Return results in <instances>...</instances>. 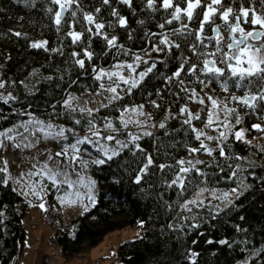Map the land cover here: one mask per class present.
<instances>
[{"label":"trees","instance_id":"obj_1","mask_svg":"<svg viewBox=\"0 0 264 264\" xmlns=\"http://www.w3.org/2000/svg\"><path fill=\"white\" fill-rule=\"evenodd\" d=\"M80 3L83 12L77 11L79 23L75 24L74 30L81 32L86 27H93L94 32V26L83 20L84 12L92 13L98 22L106 25L103 31L109 38L116 36L117 44L123 48H109L101 37L89 36L87 32H84L82 42L73 44L67 35L72 21L66 17L67 22L58 31L54 23L58 6L49 0H38L34 8L25 7L16 0H0V65H3L0 81L5 83L0 94L16 97L8 103L0 100V116L56 118L64 125L85 132L89 120L99 129L111 121L119 131L110 134L122 142H129V147L112 160L104 159L103 165L89 162L98 188L97 202L92 209L69 221H64L58 210V197L65 191V185L54 186L44 178L40 182L43 195L38 198L25 193L8 179L5 172H0V181H7L0 183V264H21L19 259L25 248L23 221L32 205L38 206L42 222L53 232L49 243H54L68 260L90 251L110 233L140 228L139 236L118 247L116 261L120 264H192V253H197L195 264H264V251H260L264 248V131L253 129L255 124L264 128V106L252 110L231 101L232 93L242 96L247 90L235 89L230 82V91L225 92L213 81L219 99L227 100L231 106H240L237 111L242 123L233 131L244 130L253 141L237 140L234 132H230L226 139L218 141V147L208 161L183 174V189L177 185L169 187L180 167L177 161L189 149L199 146L192 126L172 116L165 128L158 127L152 136H144L136 142L144 150L141 152L122 131L121 116L124 109L140 105H160V109L169 108L173 114L183 107L189 90H198L196 83L199 80L186 74L189 66L197 63L189 51L191 38L170 35L171 41L180 44V48L173 47L170 52L159 43L161 33L170 34L172 29L181 27L176 21L165 24L164 29L158 27L170 18L171 11L160 7L161 0H157V11L148 9L146 0H132L131 7L119 0H110L109 5H104L102 0H80ZM242 3L245 8L254 7L258 13H264L261 0H242ZM224 5L238 10L241 0L235 4L232 0H224ZM180 6H186L183 0H180ZM48 7L53 8V13L46 11ZM96 8H100L99 13L95 12ZM113 9L127 19V27L118 26L117 18L111 15ZM201 18L202 14L199 20ZM141 20L143 24L139 23ZM195 21L189 24L192 30ZM110 22L113 26L107 27ZM243 26L246 30L252 29L248 24ZM16 32L21 36H16ZM205 34L211 36V29ZM45 40L48 51L30 46ZM209 44L213 50L214 41ZM155 47L162 50L154 51ZM85 49L93 53L91 60L84 56ZM73 52L79 55L74 57ZM148 53L151 56L141 71L153 63L156 67L130 94L126 89L120 96L122 99L91 115L78 108L71 111L65 105L71 93L84 94L101 89L105 78L96 79L101 69L110 71L117 64L135 63L137 56ZM185 58L188 63L184 64L179 79H168ZM77 59L84 60V68L76 64ZM199 67L202 65H198L196 75L208 80L199 72ZM232 116L230 121L235 122L236 117ZM220 147L224 149V156L220 155ZM147 155L153 157V166L137 184V175L146 163ZM161 164L172 167L161 171L158 167ZM204 187L235 188L243 195L238 199L235 196L231 204L221 208L205 204L183 207L185 201ZM222 240L228 244H221Z\"/></svg>","mask_w":264,"mask_h":264},{"label":"snow or ice","instance_id":"obj_2","mask_svg":"<svg viewBox=\"0 0 264 264\" xmlns=\"http://www.w3.org/2000/svg\"><path fill=\"white\" fill-rule=\"evenodd\" d=\"M17 3H22L25 7L34 8L36 7L38 0H16ZM49 2L53 5L58 6V10L54 12V23L57 26V30L59 31L61 26L66 23V17L68 20H71L72 23H70L68 26L70 28V31L67 32V35L71 37L72 43L77 44L82 42L84 37V32H87L89 36H98L101 37L107 44L109 48L112 47H119L123 48L122 45L117 44V37L112 36L109 38V36L103 31L106 27V25L102 22H98L97 18L92 13H83V20L86 21L87 25L94 26L95 31L93 32V27H86L84 31L77 32L74 30V26L76 23H79V20L77 19V11L83 12V9L81 7L80 0H49ZM120 3H123L129 7L132 6V0H119ZM233 4L237 3L238 0H232ZM102 3L104 5H109L110 0H102ZM183 3L186 5L185 7L180 6V0H161L160 7L163 8L165 11L171 10L169 12V19L165 20V23H161L158 25L160 29L165 28V24L171 25L174 21L180 22L181 27L174 28L171 30V33H161V39L159 41L160 44L164 45L168 48L169 52L173 47L180 48V44L175 43L170 40V35H178L183 36L185 39L191 38L189 40V51L192 53L193 56L196 57L197 63L191 64L187 70V75H193L196 76L197 80H199L200 83L205 84V87L208 86V84L212 83L213 81H216L219 83L221 89L225 92L230 91V82L231 86L235 89H246L244 95L237 96L235 93H232L230 96L231 101H236L239 104L243 105L244 107L252 110H256L258 107L264 106V13H258L257 10L254 7H248L245 8L243 6L242 0H241V6L238 10L234 9L232 6L225 7L224 0H183ZM262 5H264V0H261ZM75 6V7H73ZM146 7L152 11H157V0H146ZM197 9H200L201 11L198 12ZM48 13H53V8L48 7L46 9ZM96 13L100 12V8L95 9ZM202 14V19H200L199 22V28L196 30H192L189 28V24L194 19H199ZM251 14V18H250ZM111 15L117 18L118 26L120 27H127V19L124 16H121L118 11L115 9L112 10ZM219 18L222 21L224 29L228 33L227 39L221 32V25L215 24L216 18ZM139 23L143 24L144 21H140ZM215 25L211 28L212 33H214L213 36H207L205 34V25ZM242 24H248L252 27V30H246ZM113 25L111 22L107 25V27H112ZM256 26H259L258 28ZM16 36H21V33L16 32L14 33ZM155 35V34H153ZM208 41L211 43L214 41L213 50L207 51L209 47V43H206ZM48 42L45 41H39V42H33L30 46L35 49H41L43 48L45 51H48L47 48ZM154 51H161L159 47H155L153 49ZM51 51L56 52L59 51V49H51ZM72 55L74 57L78 56L79 53L73 52ZM84 56L91 60L93 57V53L91 51H88L87 49L84 50ZM141 58L139 56L136 57V60L139 61ZM76 64L79 65L80 68H84L85 62L83 59H77ZM145 64H147V61H144ZM188 63V59L185 58L183 60V63L180 65V68L173 73V77H169L168 79L176 78L179 79L181 76V72L184 71V64ZM198 65H202V67H199V72L203 74L204 76L208 77L207 83H205L204 80L200 79V76L196 75L198 70ZM220 65V66H218ZM138 66V65H137ZM117 69H121L124 67H127L132 72H135V68L132 64H117L115 65ZM156 67L155 63H153L151 66L147 67L145 71H142L139 73V79H136L134 77L130 79H126L124 76L120 74L119 71H112L108 72L103 69H101L98 74L96 75L97 80H102L104 77H107L110 81H112L115 86H109L107 88V91L113 93V100H119L122 99L117 93V88L119 87V83H117V80L114 78H118L120 82H122L125 85H128V93L130 94L132 89H135L138 87L140 82L144 80V78L153 71V69ZM181 84H183V80L179 81ZM5 87V83L0 81V89H3ZM101 88H104V84H101ZM255 90V91H254ZM196 93L193 90V96H195ZM16 97H13L11 94L8 96H3L0 94V100H2L4 103H8L9 100H14ZM208 100L211 102V110L208 112V119L205 124V127H211L214 123H218L219 113L216 112V109L220 108L221 103L218 102L217 99H214L213 97L209 96ZM199 103L203 104L204 100L199 99ZM155 105V101L152 102ZM65 105L71 110L75 111V109L71 108V98L68 101H65ZM156 107H159V105H155ZM85 111L84 109H81V112ZM89 115H91V110H87ZM223 111L225 113V120H224V126L227 128L230 126V121H228V117L235 115L236 120L235 123L241 124L242 119L237 111L236 108H230L227 103H223ZM135 113L139 116H144L145 113L143 112V105L138 106L137 108L132 109H124V112L121 116V124L124 128H127L129 124L136 123L137 125H140L141 122L138 120H132L131 117L128 119H124V115L127 113ZM188 112L187 108H182L181 113ZM193 119H200L199 115H193L191 112H188V119L183 121V123L188 124L191 126ZM77 124L80 123V120L75 121ZM28 125H35V131H39L43 134L44 139H63L67 140L68 137L65 135V132H72V129H65L63 127L56 129V126H54L51 123H48L47 125L44 124L42 120L31 118L27 124H21L18 127H23L25 132L29 131ZM160 128H165V124L161 123L159 125ZM253 127L258 131H264V128H261L260 124H255ZM105 128L107 130H110V132H117L119 131L111 121H107L105 124ZM195 133V138L197 140H200L202 136H204L207 140H223L226 139L225 132H220L218 137L213 136H206V134L203 131L197 130L195 127H192L191 129ZM88 131L91 133L90 136L86 135L83 138H80L79 136H76L75 142L71 144H66L64 146L63 152H57L56 156H68L69 150L72 152L71 160L75 162L77 159H79V152H80V146L84 144H98L99 147L97 148V151L101 152L104 156L107 157L108 160H112L114 157L120 155V151H122L125 148L129 147V142H122L121 140L117 139L116 136L112 134H108L104 137H101L100 129L97 128L96 124L89 120L88 121ZM15 132V128H8L5 131H0V148L4 147V140L14 141L16 139V136L12 133ZM75 135V133H73ZM143 136H152L153 133L145 131L142 133ZM91 137H96L97 139L95 141L92 140ZM130 137V143L135 146V148L141 152L144 150L140 148V145L136 143L139 139H141V136L131 134L129 133ZM235 137L237 140H243L244 138V132L237 131L235 132ZM104 139L107 141H113L115 140V143L119 146V150L117 149H110L104 144H100V139ZM250 143V142H249ZM16 147H20L21 145L16 144ZM32 145L27 144L24 145V147H31ZM203 149L207 152L208 155H212L213 150L208 148L206 144L201 140L200 148H191L189 151L191 153H195ZM110 153V154H109ZM220 155L224 156L225 152L223 147H220ZM49 159H53L51 155H49ZM106 161L104 159H95L92 161L93 164L96 165H103ZM85 166L87 165V162H83ZM153 157L151 155L146 156V163H144L143 167L140 169V174L137 175L136 183L139 184L141 182L142 176L146 175L148 172V169L153 166ZM177 163L180 165L179 170L176 174L175 179L171 181V183L168 185L169 187H172L173 185H177L181 189L184 188V180L185 176L183 174H187L191 172L193 169H195L196 164H201L203 161L197 160L195 163L192 161H184L179 160ZM190 165V167H185V164ZM4 166L0 167V172H7V161L5 160L3 162ZM161 171H163L166 167H172L171 165H164L161 164L158 166ZM197 173L200 175H203V173L199 172V169H196ZM33 175H40L43 178H47L54 186H58L60 184H67L69 188H73L76 183H83V177H80L79 181H73L70 177V175L67 172H59V171H53L52 169L48 168L47 163L43 165V168L37 172L32 173L29 172L28 176L32 177ZM79 176V173H77ZM233 176L236 175L235 172L232 173ZM7 181H0V183H6ZM19 183V181H17ZM89 184L91 186L95 185V181H89ZM42 187H46V185H43ZM32 194L36 195L37 197L40 196L39 192H36L35 186L33 185L31 187ZM205 191V189L201 190V194ZM233 193H236V198L238 199L240 195H243L242 192H238L237 189L233 188L231 190ZM89 195L88 198L93 203H95V198L91 194L92 193V187H89L88 189ZM80 193H77V196H79ZM215 195V193H213ZM229 197L228 192H224L222 194V198L227 200ZM63 202V197H58ZM189 203H196L195 200L186 202L183 207L187 208V204ZM202 203V201H201ZM228 203L231 204L232 201L228 200ZM41 208L44 207L43 204L40 205ZM86 210V209H85ZM241 219H244V217H241ZM243 231V229H240ZM211 243V241H209ZM221 244H228V241L222 240L220 241ZM231 246V245H229ZM260 251H264V248L260 249ZM259 254V251L257 252V255ZM197 253H192V264H195V257Z\"/></svg>","mask_w":264,"mask_h":264},{"label":"rangeland","instance_id":"obj_3","mask_svg":"<svg viewBox=\"0 0 264 264\" xmlns=\"http://www.w3.org/2000/svg\"><path fill=\"white\" fill-rule=\"evenodd\" d=\"M197 11H200L197 10ZM202 19V18H201ZM199 19H196L194 24V29L196 30L199 28ZM220 19L217 17L215 20V24H219ZM198 24V26H197ZM213 25H205V32L210 30ZM222 30V29H221ZM223 32V31H222ZM208 43V42H206ZM161 46V45H159ZM210 47V44H209ZM208 47L207 51H212ZM151 56V53L145 54L140 56V60L136 61L135 63H131L133 67L135 68V72H132L127 67L117 69L114 67L112 71H119L122 76H124L126 79H130L132 77L139 79V73L142 72L140 68L143 67L145 64L144 61H148ZM0 64L1 60H0ZM127 65V64H124ZM138 65V66H137ZM220 66V65H218ZM0 69H3V65H0ZM105 78L104 82V88H101L95 92H88L84 94H75L71 93L65 101H68L71 98V108H78V109H84L85 112L88 113L87 110H91V113H96L100 109L114 103L116 100H113V93L107 91V88L109 86H115V84L112 83L107 77ZM117 80V83H119V87L117 88V93L119 96H122L126 89H128V85L123 84L118 80V78H114ZM202 80L207 83V80L204 78H201ZM197 87L198 90H195L196 95L193 96V91L189 90V94L184 98L185 103L183 107L179 109V111L175 114H173L170 109L163 108L160 109L156 106H144L143 105V112L145 113L144 116H139L135 113H127L124 115V119H128L131 117L132 120H138L141 122L140 125H137L136 123H131L128 125L127 128H124L122 125V131L126 134L127 139L130 141L129 133L135 134L138 136L144 137L142 135L143 132L148 131L151 133H154V131L159 127L161 123H166L169 118L172 116H176L177 119H181L185 121L188 119V112H191L193 115H199L200 119H193L191 126L195 127L197 130L203 131L206 136H213L218 137L220 132H225L226 135H228L230 132L233 131L234 127L237 125L235 122H231L230 120L233 118V116L228 117V121H230V126L225 127L224 126V120H225V113L223 111V103H227L230 108L238 109L240 108L239 105L231 106L230 103L225 99H219L217 95V88L214 84L210 83L207 87H205V84H202L198 81ZM211 96L214 99H217L218 102L221 103L220 108L216 109V112L219 113V122L214 123L211 127H205V124L208 119V112L211 110V102L208 100V97ZM231 96V95H230ZM199 99H203L204 103L201 104L198 102ZM182 108H187L188 112L181 113ZM89 114V113H88ZM30 120V118L27 119H18L14 117H3L0 116V131H5L8 128H15V132L12 133L16 136V139L14 141L4 140V147L0 148V165L2 167L4 166L3 160L7 161V172L6 175L9 180H11L14 183L24 185L23 190L25 193L32 194L31 187L34 185L36 192L40 193L39 197H42V189L40 182L42 177L40 175H33L32 177L28 176L29 172L37 173L39 172L45 163H47L48 168L52 169L53 171H59V172H67L71 179L73 181H79L80 177H83V183H76V185L73 188H69L67 184H60L65 185V191L59 196L63 197V202L59 199V212L61 215V218L64 221H69L72 219H76L80 217L84 212L89 211L94 207V205L97 202V184L95 176L89 166V162H92L95 159H106L107 157L104 156L101 152L97 151V148L99 147L98 144H84L80 146V152L78 154L79 159H77L75 162L71 160L72 152L69 150L68 156H56L55 154L57 152H63L64 146L66 144H71L75 142L76 136H79L80 138H83L84 136L88 135L90 136L91 133L89 131H79L76 130L74 127L64 125L56 118H50V119H43L45 125L48 123L53 124L56 126V129L63 127L66 130L72 129V132H65V135L68 137L67 140L63 139H44L43 134L39 131H35L36 126L35 125H28L29 131L25 132L23 127H18L21 124H27V122ZM255 129V128H253ZM256 130V129H255ZM241 131V130H239ZM244 132V138L243 140L253 141V138H249V135H246V131L242 130ZM234 137H235V132ZM75 133V135H73ZM110 133V130H107L105 127L100 129L101 137H104ZM93 141H95L96 137H91ZM236 138V137H235ZM201 140L204 142V144L207 145L208 148L212 149V154L216 151L218 147V141L217 139L213 140H207L204 136L201 137L199 140V146ZM100 144L106 145L110 149H117L119 150V146L115 143V140L113 141H107L104 139H100ZM19 144L20 147H16L15 145ZM30 144L31 147H24V145ZM110 154V153H109ZM49 155L53 157V159H49ZM17 161L15 162V159ZM210 155L207 154L206 151L201 149L198 152L191 153L190 151L186 153L180 160L184 161H192L195 163L197 160L203 161L205 163L208 161ZM83 162H87V165L85 166ZM201 164H196L195 167L201 166ZM185 167H190L187 163L184 165ZM23 169H26V171H22ZM29 169V170H28ZM22 171V172H21ZM79 173V176L77 175ZM45 179H47L45 177ZM19 181V183L17 182ZM89 181H95V185L91 186L89 184ZM22 187V186H21ZM89 187H92V195L95 198V203H93L91 200H89L88 195V189ZM205 189L203 193L201 194V190ZM224 192L229 193V197L227 200L217 197H222V194ZM77 193H80L79 196H77ZM215 193V195H213ZM236 196V193H233L231 190H224V189H212L208 187H204L201 189H198L187 201L184 202L183 205L186 204L188 201L195 200L196 203L187 204L188 206L192 205H198V204H205V205H211L215 207H224L228 205V200H231ZM35 197H37L35 195ZM38 197V198H39ZM202 201V203H201ZM86 209V210H85ZM36 224V225H33ZM23 225L25 228V233H27V238L25 239V248L24 252H26V262L28 264H46V258H49L50 255L55 254L57 264H120L117 259L118 254V247L126 241L132 240L134 237L139 236L141 233L140 228L136 229H123L120 231H116L113 233H110L106 235L103 240L98 244L96 247L92 248L90 251H87L86 253L82 254L81 256L74 257L72 259H65L61 253L59 248L54 243H49L48 246L45 248V257L41 259L42 249L39 247L36 243V241L33 239L34 235V229H37V227H42L41 229L45 232L48 231V236L53 235V232L49 231L47 226L42 222L40 211L35 206L32 205L24 218ZM44 228V229H43ZM46 229V230H45ZM47 236V237H48ZM44 243L47 245L43 238L39 240V243ZM52 245V246H51ZM41 259V260H40Z\"/></svg>","mask_w":264,"mask_h":264},{"label":"crops","instance_id":"obj_4","mask_svg":"<svg viewBox=\"0 0 264 264\" xmlns=\"http://www.w3.org/2000/svg\"><path fill=\"white\" fill-rule=\"evenodd\" d=\"M23 185V184H22ZM37 208H38V206H36ZM39 209V208H38ZM33 225H36V224H33ZM42 228V227H41ZM40 227H37V229H34V235H33V239L36 241V243L37 244H39L38 246L39 247H41V249H42V256H41V259H43L46 255H45V253H43V252H45V248L48 246V239H49V237L51 236V235H47L48 234V231L47 232H45L44 230H42ZM44 229V228H43ZM48 229V228H47ZM46 230V229H45ZM49 231H50V229H48ZM51 232V231H50ZM48 236V237H47ZM27 238V233H25V239ZM41 238H43V241L47 244V245H45L43 242L42 243H39V240L41 239ZM26 252H24V250H23V253H22V255H21V257H20V263L21 264H28V262H26V259H25V257H26V254H25ZM40 259V260H41ZM41 263H42V261H41ZM40 263V264H41Z\"/></svg>","mask_w":264,"mask_h":264},{"label":"built area","instance_id":"obj_5","mask_svg":"<svg viewBox=\"0 0 264 264\" xmlns=\"http://www.w3.org/2000/svg\"><path fill=\"white\" fill-rule=\"evenodd\" d=\"M19 157H17L16 159H15V162L17 161V159H18ZM3 162H4V160H3ZM0 167H2V165H0ZM29 170V169H28ZM22 171H26V169H23ZM21 171V172H22ZM52 246V245H51ZM56 256H55V254H51L50 255V257L49 258H46V261H45V263L46 264H57V261H56Z\"/></svg>","mask_w":264,"mask_h":264},{"label":"flooded vegetation","instance_id":"obj_6","mask_svg":"<svg viewBox=\"0 0 264 264\" xmlns=\"http://www.w3.org/2000/svg\"><path fill=\"white\" fill-rule=\"evenodd\" d=\"M242 26H243V24H242ZM243 27H244V26H243ZM256 27L258 28L259 26H256ZM221 29H222L221 31H223V32H222L223 34H228L227 31L224 29L223 25H222ZM251 30H252V29H251Z\"/></svg>","mask_w":264,"mask_h":264},{"label":"water","instance_id":"obj_7","mask_svg":"<svg viewBox=\"0 0 264 264\" xmlns=\"http://www.w3.org/2000/svg\"><path fill=\"white\" fill-rule=\"evenodd\" d=\"M214 27V26H213ZM214 35V33H212V31H211V36H213Z\"/></svg>","mask_w":264,"mask_h":264}]
</instances>
